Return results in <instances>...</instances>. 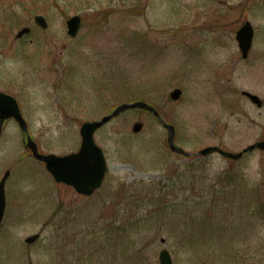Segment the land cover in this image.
<instances>
[{
    "label": "rangeland",
    "instance_id": "obj_1",
    "mask_svg": "<svg viewBox=\"0 0 264 264\" xmlns=\"http://www.w3.org/2000/svg\"><path fill=\"white\" fill-rule=\"evenodd\" d=\"M38 14L46 30L33 23ZM73 15L82 27L70 38ZM245 20L254 37L243 60L235 32ZM23 27L30 34L15 39ZM0 90L18 97L42 152L76 151L84 122L143 100L186 151L237 153L264 138V0H0ZM94 138L108 172L82 197L55 184L17 126L5 125L0 264H159L164 248L173 264H264V152L238 161L173 154L143 110L121 113Z\"/></svg>",
    "mask_w": 264,
    "mask_h": 264
},
{
    "label": "water",
    "instance_id": "obj_2",
    "mask_svg": "<svg viewBox=\"0 0 264 264\" xmlns=\"http://www.w3.org/2000/svg\"><path fill=\"white\" fill-rule=\"evenodd\" d=\"M35 22L42 28L46 27V21L42 16H36ZM80 17L73 16L69 18L66 22L68 28V34L70 36H75L80 28ZM28 29H22L18 33V37L22 36L24 33H27ZM253 31L248 22H246L242 28L237 32L236 39L239 44V48L245 57L252 41ZM181 94L179 89H175L171 93L172 99H178ZM247 95L251 101L256 103L258 106L261 105V101L257 96H254L249 93H244ZM11 108L9 106L3 107L0 109L1 119L14 116L16 120L21 122L22 118L17 111L15 103L11 98L8 99ZM13 107V108H12ZM139 108L144 109L150 112H153L158 116L157 111L144 102H135L132 104H123L117 107L111 114L103 116L100 120L85 122L81 129L80 135L82 137L81 146L76 153H71L65 156H56V155H47L37 157L43 160L46 163L47 170L52 174L56 182L65 183L75 188V190L82 195H91L96 189H98L103 181L105 172L107 170L106 162L104 159L103 152L99 148L93 139L94 132L100 128L102 125L107 123L110 119L117 116L120 112L126 109ZM165 125V124H164ZM168 129L170 135L168 138V143L173 152L180 153L186 156H191L192 154L184 152L182 149L176 147L173 143L174 138V128L172 126L165 125ZM142 128L140 123H136L133 127L134 132H139ZM254 149L264 150V140L257 142L248 148L244 149L238 154L227 153L219 149L218 147H208L198 154L208 155L214 152H219L221 155L231 158L239 159L243 153L252 151ZM34 150V149H33ZM4 208V195L2 183L0 184V221L3 215ZM38 238V235L28 237L26 242H33ZM162 242L164 240H161ZM159 264H172L171 257L167 250H162L159 254Z\"/></svg>",
    "mask_w": 264,
    "mask_h": 264
},
{
    "label": "flooded vegetation",
    "instance_id": "obj_3",
    "mask_svg": "<svg viewBox=\"0 0 264 264\" xmlns=\"http://www.w3.org/2000/svg\"><path fill=\"white\" fill-rule=\"evenodd\" d=\"M0 92H3V93H6V94H10V95H13L12 93H9V92H7V91H1L0 90ZM15 96V95H14ZM16 97V96H15ZM19 103V102H18ZM19 105H20V103H19ZM20 108H21V112H23L22 111V107H21V105H20ZM23 114V113H22ZM24 115V114H23ZM9 122H13V120L12 119H9L8 121H5L4 123H3V125H2V128H1V132H0V140H1V138L4 136V130H5V125L7 124V123H9Z\"/></svg>",
    "mask_w": 264,
    "mask_h": 264
}]
</instances>
